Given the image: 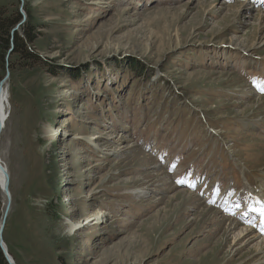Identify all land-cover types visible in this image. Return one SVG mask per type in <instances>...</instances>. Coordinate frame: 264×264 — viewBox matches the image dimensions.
Returning a JSON list of instances; mask_svg holds the SVG:
<instances>
[{
  "label": "rangeland",
  "instance_id": "374dc122",
  "mask_svg": "<svg viewBox=\"0 0 264 264\" xmlns=\"http://www.w3.org/2000/svg\"><path fill=\"white\" fill-rule=\"evenodd\" d=\"M0 7L35 37L36 59L0 65L16 264H259L253 244L227 252L240 228L264 238L247 218L264 185V0ZM7 202L0 186V229Z\"/></svg>",
  "mask_w": 264,
  "mask_h": 264
},
{
  "label": "bare ground",
  "instance_id": "6f19581e",
  "mask_svg": "<svg viewBox=\"0 0 264 264\" xmlns=\"http://www.w3.org/2000/svg\"><path fill=\"white\" fill-rule=\"evenodd\" d=\"M262 18H264V15L262 16ZM5 84H6V82H5ZM7 103H8V91L6 89V85L5 86L3 85V95H2L1 100H0V105H1L0 106V125L3 124V128H2V132L0 134V142H1L2 133H3L4 128H5L4 126H5L6 116H7V113H6V105H7ZM0 150H1V144H0ZM1 163H2V167L5 170H7V172H8V169L5 166V164H3L2 159H1ZM4 172L2 171V168H0V186H1L3 191H4L3 186H4V183H5ZM9 192H10V184H9ZM253 193H254V197H256L257 199H260L262 202H264V185H260V189L259 190L253 189ZM186 194H188V193L180 192V193L174 195L173 198H171V200H175L178 197L180 199H182L183 197L185 198ZM10 197L12 199L11 192H10ZM97 210L98 211L92 217L95 218V221L98 223L100 221V219H102V217H104L106 215V212H105V210L103 208H98ZM210 210L211 209H209V208L208 209L204 208L202 213H201V215L202 216L206 215V214L208 215ZM237 228H238V225H233V226L231 224L229 225V228H227V230H225L224 234L216 242V246H217L218 249H219V247L221 245H223L224 240H226L228 230H230L229 232L231 233V231H233V230H235ZM230 235L232 236V242H231V245H230V250L227 252V256L233 258L234 254H233L232 250L234 248H237V250L239 251V250L243 249L246 245L253 244L252 247L248 251H246V253H248L249 251H251V254L256 252V254H257L256 257H255L256 258V262L259 263V264H264V238L263 239L261 238L260 241H256L259 238L256 235H254L252 230L251 229L250 230L249 229H243V228L242 229L240 228L237 231V233L233 232ZM262 236L264 237V231L262 232ZM209 254L215 256V247L214 246H213L212 250L209 252Z\"/></svg>",
  "mask_w": 264,
  "mask_h": 264
},
{
  "label": "trees",
  "instance_id": "16d2710c",
  "mask_svg": "<svg viewBox=\"0 0 264 264\" xmlns=\"http://www.w3.org/2000/svg\"><path fill=\"white\" fill-rule=\"evenodd\" d=\"M22 20L23 17L19 12L9 14L5 7H0V65L2 68L9 63L13 55L27 61L36 59V55L31 51V45L35 40L31 27L24 28L23 34L14 32V29ZM10 51H12V54L7 60ZM0 264H7L1 249Z\"/></svg>",
  "mask_w": 264,
  "mask_h": 264
},
{
  "label": "water",
  "instance_id": "95a60500",
  "mask_svg": "<svg viewBox=\"0 0 264 264\" xmlns=\"http://www.w3.org/2000/svg\"><path fill=\"white\" fill-rule=\"evenodd\" d=\"M22 1V0H20ZM23 21H25V17L23 19ZM19 26H17L15 29H14V32H17L19 29ZM12 54V51H10L7 55V60L9 59V57L11 56ZM8 71V70H7ZM8 75V74H7ZM8 80V76L0 83V100H1V97L3 95V85L5 84V82ZM1 106V105H0ZM2 128H3V124L0 125V134L2 132ZM0 168H2V171L4 172V180H5V183H4V186H3V189L6 193V195L8 196V205H7V208H6V211L4 213V216H3V224L1 226V229H0V249L3 253V256L7 262V264H16L14 259L11 257V255L9 254L8 252V249H7V246L4 242V239H3V229H4V225H5V222H6V219H7V216H8V213H9V209H10V206H11V197H10V192H9V182H10V176L7 172V170H5L3 167H2V163H1V152H0Z\"/></svg>",
  "mask_w": 264,
  "mask_h": 264
},
{
  "label": "snow or ice",
  "instance_id": "6c2138e0",
  "mask_svg": "<svg viewBox=\"0 0 264 264\" xmlns=\"http://www.w3.org/2000/svg\"><path fill=\"white\" fill-rule=\"evenodd\" d=\"M262 91H264V88L261 89ZM180 183H185V181H179ZM192 187H195V185H190ZM257 204L260 205L259 208H254V211H258L260 213L261 216H264V202L257 200Z\"/></svg>",
  "mask_w": 264,
  "mask_h": 264
}]
</instances>
